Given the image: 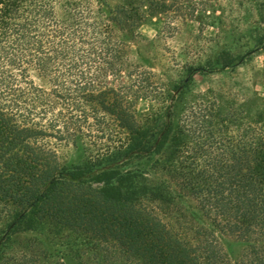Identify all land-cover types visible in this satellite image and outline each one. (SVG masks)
<instances>
[{"label": "trees", "instance_id": "obj_1", "mask_svg": "<svg viewBox=\"0 0 264 264\" xmlns=\"http://www.w3.org/2000/svg\"><path fill=\"white\" fill-rule=\"evenodd\" d=\"M213 1L0 0V264H264V110L139 49Z\"/></svg>", "mask_w": 264, "mask_h": 264}, {"label": "rangeland", "instance_id": "obj_2", "mask_svg": "<svg viewBox=\"0 0 264 264\" xmlns=\"http://www.w3.org/2000/svg\"><path fill=\"white\" fill-rule=\"evenodd\" d=\"M212 6L215 12L208 13L210 18L204 20L205 26L201 21H175V28L168 31L162 30L161 21L153 20L140 29L143 39L139 49L151 60L154 72L164 82L177 83L188 76L190 67L203 68L193 76L189 88L191 96L212 91L221 98L223 103L219 106L223 109L233 102L244 111L264 110L262 13L252 7V0H214ZM219 7L224 9L222 15ZM221 51L232 57L249 54L234 69L220 72L215 69V61ZM148 106L147 101H140L138 113H146ZM231 251L234 259L239 248L233 246Z\"/></svg>", "mask_w": 264, "mask_h": 264}]
</instances>
